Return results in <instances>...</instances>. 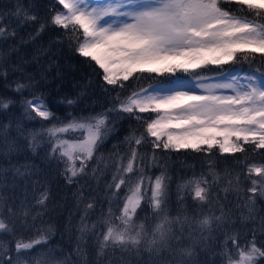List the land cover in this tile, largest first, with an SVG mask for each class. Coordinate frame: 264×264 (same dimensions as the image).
<instances>
[{"label":"snow or ice","instance_id":"snow-or-ice-1","mask_svg":"<svg viewBox=\"0 0 264 264\" xmlns=\"http://www.w3.org/2000/svg\"><path fill=\"white\" fill-rule=\"evenodd\" d=\"M51 9L53 14L42 18L16 0L11 9L0 10V79L20 97L0 95V113L7 118V122L0 120V237L15 239V256L6 260L12 251L10 241L0 239V264H103L102 258L116 249L134 256V264H209L198 259V250L211 251L218 234L223 240L213 254L220 258L219 264H264V218L248 232L235 228L227 193L241 191L240 174L233 177L225 168L222 186L213 152L233 154L234 163L246 167L250 187L245 191L251 195L235 207L247 209L248 215L240 214L242 222H254L256 200L264 198V162L248 163V153H259L264 161V72L257 68L259 75L247 73L243 81L233 74L235 69L220 70L218 78L204 74L205 69L215 71L210 65L251 66L257 57L264 66V0H54ZM13 20L17 27L37 25L30 40L49 27L62 29L60 42H67L102 77L109 106L87 115L69 113L66 120L57 117L39 91L55 62L47 70L41 68L39 80L26 72V61L13 64L11 57L18 47L7 45L17 35ZM44 52L39 49L38 55ZM38 55L33 59L38 60ZM16 72L20 76L12 82L13 88L8 77ZM177 72L189 78L172 79ZM165 74L166 80L156 79ZM130 79L136 87L127 83ZM146 79L153 82L139 86ZM84 95L82 91L61 102L71 107ZM17 106L19 117L11 113ZM124 120L136 122L120 142L128 150L121 153L113 145L117 150L105 157L103 145ZM32 121L40 128H27L25 122ZM42 144L50 146L45 158L62 163L60 175L68 185L77 186L72 193L77 206L84 205L79 222L70 220L68 225L69 231L79 233L76 259L57 256V248L49 246L51 225L37 229L27 241L23 238V231L36 228L35 221L47 210L49 191L43 183L32 181L39 183L34 204L27 196L16 204L7 195L9 180L15 186L17 178L27 183L35 175V165L13 162V157L25 145L35 154ZM145 144L152 145L151 155L138 150ZM157 149L165 154L180 150L205 154L207 171L193 172L177 185L175 210L167 156ZM150 168H160V174L151 175ZM107 171H111V182L104 186L107 210L101 206L96 220L90 221L97 198L85 196L80 180L89 177L99 184ZM220 192L225 193L223 199ZM188 195L195 205L191 211L185 202ZM145 207L151 212L142 216ZM18 229L22 230L19 238ZM90 238L95 240L94 259L86 253ZM121 264L130 262L121 260Z\"/></svg>","mask_w":264,"mask_h":264},{"label":"trees","instance_id":"trees-1","mask_svg":"<svg viewBox=\"0 0 264 264\" xmlns=\"http://www.w3.org/2000/svg\"><path fill=\"white\" fill-rule=\"evenodd\" d=\"M16 0H0V10L11 9ZM22 2L29 6L31 11L37 14L39 17H46L53 14L51 5L54 0H22ZM12 28H17V35L14 40L10 39L7 41V45L16 44L18 47V53L11 57V62L13 64L21 63L26 61L24 68L26 72L31 73L36 76L37 80L40 79L41 68L47 70L50 62H55L54 66L50 71H47V79L43 81L39 87V91L44 93L47 100L48 107L52 112L56 114L62 120H66L69 117V113L74 115L84 114L87 115L90 112H100L102 108L109 106L110 97L107 96L103 90V81L100 75H96L93 72L92 67H90L86 62L85 58L80 57L76 52L72 50L67 42L61 43V33L62 29L56 27H49L44 32H42L35 40L29 39V34L34 33L37 25L35 24H25L23 27H17L15 21L13 20L11 24ZM21 38H23L24 43H21ZM44 49V53L38 55V50ZM38 55V60H34L33 57ZM209 68L215 69V71H207L205 69L204 74L206 76L217 75L220 70L228 71L229 69H235L241 73H253L259 75L256 69L259 68L260 72H264V66L259 63V57H257V62L251 66L248 63H236V64H224L222 66L210 65ZM59 73V74H58ZM20 76L19 72L10 73L8 77V82L12 83ZM177 76L183 78H189L186 73L177 72L172 79ZM168 74L164 76H158V80H166ZM151 79H146L140 81L139 86L147 87L149 83H152ZM136 87V82L134 79H130L129 82ZM85 85L87 88L85 89ZM12 87L15 84L12 83ZM110 87V86H109ZM82 91L85 95L78 100V102L69 107L66 103H62L65 97L76 98ZM0 95H7L19 100L20 97L16 96L11 89L7 88L5 81L0 79ZM27 96L28 94L25 93ZM115 93H112L114 96ZM11 113L19 117L21 114V109L19 106L12 108ZM0 120L7 122V118L0 113ZM27 128L39 129L40 124L37 121L25 122ZM136 122L134 120H124L118 126V131L115 135L111 136L103 145L101 151L105 157L112 151L117 149L113 148V145H118V150L121 153L126 152L127 145L120 143L123 141L124 136L129 131V126H134ZM151 139V138H150ZM139 151L147 152L149 155L153 152V147L151 144H145ZM50 151V146L47 144H42L37 148L35 154L27 148L23 152L17 154L13 157V162L19 161L20 163H30L35 165V175L27 183L20 178H17L15 186H12L11 180H9V189L7 195L15 198V203L19 204L20 200L24 199L25 196L34 204L35 201L32 200L33 195L37 194L34 189L39 188V183L33 184L32 181H38L43 183L49 191V200L46 202L48 207L46 211L42 212L40 218L35 221L36 228L31 229V231H23V238L27 239L32 236L35 237L36 230L40 228H47L51 225L53 229V235L49 240V246L57 248V256L70 255L72 259H76L74 249L76 245V236L79 235L74 229L69 231L68 225L71 220L72 224H77L79 222L80 215L83 212V204L77 206L76 199L73 197L72 193L76 189V185H68L62 175H60V169L63 168V164L57 165L55 161L49 162L45 157ZM157 153L161 156H167V166L168 174L172 177L170 183V199L171 206L175 210L177 205V185L182 183L184 178L191 177L193 172L197 175L201 171H207L208 165L204 163L205 154L197 153L191 150H180V151H170L164 153L157 149ZM216 153L214 159L217 160L216 171L221 174V185H226V179L223 178L224 169L227 168L231 170L232 176L234 177L236 173L240 174L241 180V191L239 193L229 192L227 193V200L230 202V206L234 209V221L235 228L239 229L241 232H248L250 229L258 228L261 218H264V198H258L254 205V217L255 220L241 221L239 219L241 212L244 215H248L246 208H236L237 203L243 205L244 198L251 193L245 191L246 188L250 187V182L245 179L247 175V169L243 165H237L234 163L233 154H219L216 149H213ZM236 157H241V153H236ZM250 159L248 163H261V156L259 153L253 154L248 153ZM0 163H3L0 159ZM6 166V165H5ZM160 168H150L149 173L153 176L159 175ZM111 182V171H107L104 176L100 178L99 184L94 179L89 177H84L80 180V184H84V194L85 196H96L97 206L92 210V215L90 221L96 220L99 215L101 206L104 210H107V203L104 200L105 195V183ZM221 199L224 198L225 193H219ZM11 202V201H10ZM88 201L86 200L85 203ZM186 204L191 211L195 207L193 200L190 195L186 196ZM36 210H39V206H36ZM138 212L140 210L138 209ZM151 210L146 208L144 212L140 213L142 216L144 214H150ZM43 223H42V222ZM22 234V230H17L16 237L19 238ZM216 245L211 251L198 250V259L208 260L209 264L212 261H216L219 264V257L213 253H218L220 250V243L223 240V235H219ZM249 239L251 236L249 235ZM4 241H10L9 248L12 249L4 259H8L9 256H15V239L11 235H6L0 237ZM95 244L94 239H89L85 242L86 253L89 259L95 258ZM37 245L36 248H40ZM36 249L32 252L35 253ZM103 264H121V260H127L130 264H134L135 257L121 252L119 249L110 251L109 255L102 258Z\"/></svg>","mask_w":264,"mask_h":264},{"label":"rangeland","instance_id":"rangeland-1","mask_svg":"<svg viewBox=\"0 0 264 264\" xmlns=\"http://www.w3.org/2000/svg\"><path fill=\"white\" fill-rule=\"evenodd\" d=\"M233 74H239V76L241 77V79L243 81V78H244L245 74H247V73H241V72H238L237 70H235L233 72ZM208 77L218 78V74L217 75H211V76H208ZM209 82H213V81L210 80ZM196 91H197V94H200V90L199 89H197ZM222 91L224 92V94H231L230 90H222Z\"/></svg>","mask_w":264,"mask_h":264}]
</instances>
